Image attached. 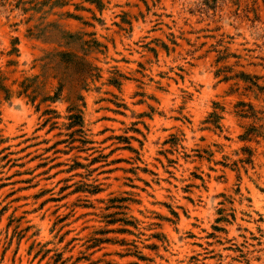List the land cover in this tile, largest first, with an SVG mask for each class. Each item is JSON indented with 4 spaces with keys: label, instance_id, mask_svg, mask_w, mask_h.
<instances>
[{
    "label": "rangeland",
    "instance_id": "obj_1",
    "mask_svg": "<svg viewBox=\"0 0 264 264\" xmlns=\"http://www.w3.org/2000/svg\"><path fill=\"white\" fill-rule=\"evenodd\" d=\"M0 264H264V0H0Z\"/></svg>",
    "mask_w": 264,
    "mask_h": 264
}]
</instances>
